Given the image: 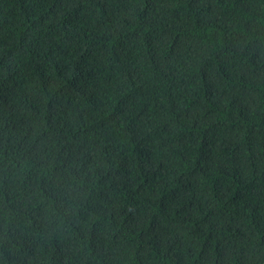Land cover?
Returning <instances> with one entry per match:
<instances>
[{
    "label": "trees",
    "instance_id": "16d2710c",
    "mask_svg": "<svg viewBox=\"0 0 264 264\" xmlns=\"http://www.w3.org/2000/svg\"><path fill=\"white\" fill-rule=\"evenodd\" d=\"M0 264H264V0H0Z\"/></svg>",
    "mask_w": 264,
    "mask_h": 264
}]
</instances>
